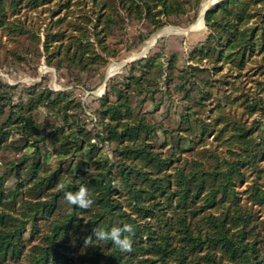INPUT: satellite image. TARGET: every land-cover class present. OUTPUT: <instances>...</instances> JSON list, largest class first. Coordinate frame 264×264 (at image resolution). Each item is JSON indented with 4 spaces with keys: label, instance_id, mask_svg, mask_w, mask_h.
I'll use <instances>...</instances> for the list:
<instances>
[{
    "label": "trees",
    "instance_id": "1",
    "mask_svg": "<svg viewBox=\"0 0 264 264\" xmlns=\"http://www.w3.org/2000/svg\"><path fill=\"white\" fill-rule=\"evenodd\" d=\"M201 1L0 0V64L103 78L117 30L190 23ZM205 24L185 55L108 78L92 122L73 89L0 77V264H264V0ZM81 186L88 209L65 199ZM123 224L131 252L93 234Z\"/></svg>",
    "mask_w": 264,
    "mask_h": 264
},
{
    "label": "rangeland",
    "instance_id": "2",
    "mask_svg": "<svg viewBox=\"0 0 264 264\" xmlns=\"http://www.w3.org/2000/svg\"><path fill=\"white\" fill-rule=\"evenodd\" d=\"M206 2L207 0L201 1L198 14L195 20L190 23H187L188 17L184 16L182 19H175L173 23H167L152 33L149 32L150 25L146 21H134L126 28L117 30L110 42L118 46L120 56L110 60L104 69L103 78L94 77L85 83L76 84L69 78L65 70H58L46 64L44 58H41L36 67L25 63L13 68L0 64V77L8 84L29 85L43 80L54 90L73 89L77 98L81 99L86 106L85 119L89 122L95 121L94 108L97 105L95 98L105 94L108 78L123 72V67L127 63L146 57L161 48L167 53L178 51L185 55L193 44L203 38L207 29L204 21L202 28H193V25L198 21L201 8L206 7ZM147 106L151 108L149 103ZM162 110H164L163 107L156 115L160 116Z\"/></svg>",
    "mask_w": 264,
    "mask_h": 264
},
{
    "label": "clouds",
    "instance_id": "3",
    "mask_svg": "<svg viewBox=\"0 0 264 264\" xmlns=\"http://www.w3.org/2000/svg\"><path fill=\"white\" fill-rule=\"evenodd\" d=\"M115 187L118 184L114 183ZM65 199L72 205L80 208L88 209L94 203L87 187L81 186L76 192H65ZM93 234L97 240L112 241L122 252L132 251L131 235L134 234V226L131 224H123L122 227H112L109 231L101 229H93ZM86 244H91L90 239H86Z\"/></svg>",
    "mask_w": 264,
    "mask_h": 264
},
{
    "label": "water",
    "instance_id": "4",
    "mask_svg": "<svg viewBox=\"0 0 264 264\" xmlns=\"http://www.w3.org/2000/svg\"><path fill=\"white\" fill-rule=\"evenodd\" d=\"M218 1H220V0H207V2L205 3L206 4V8L203 11V13H201V10H202V8H201V10L199 12V16H200V14H202V19L204 21V24H205V15H206V12L211 8L212 5L216 4Z\"/></svg>",
    "mask_w": 264,
    "mask_h": 264
},
{
    "label": "bare ground",
    "instance_id": "5",
    "mask_svg": "<svg viewBox=\"0 0 264 264\" xmlns=\"http://www.w3.org/2000/svg\"><path fill=\"white\" fill-rule=\"evenodd\" d=\"M206 6V5H205ZM206 7H204L201 11V13H203V11L205 10ZM204 27L203 24V19H202V14H200L198 21L193 25V28H202ZM168 29V28H167Z\"/></svg>",
    "mask_w": 264,
    "mask_h": 264
}]
</instances>
